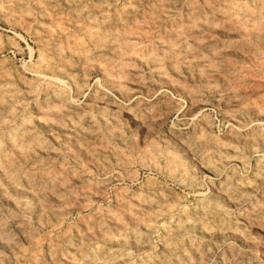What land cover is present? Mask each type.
Returning <instances> with one entry per match:
<instances>
[{
  "label": "rangeland",
  "instance_id": "1",
  "mask_svg": "<svg viewBox=\"0 0 264 264\" xmlns=\"http://www.w3.org/2000/svg\"><path fill=\"white\" fill-rule=\"evenodd\" d=\"M0 264H264V0H0Z\"/></svg>",
  "mask_w": 264,
  "mask_h": 264
},
{
  "label": "bare ground",
  "instance_id": "2",
  "mask_svg": "<svg viewBox=\"0 0 264 264\" xmlns=\"http://www.w3.org/2000/svg\"><path fill=\"white\" fill-rule=\"evenodd\" d=\"M225 9V8H224ZM246 10V9H245ZM111 39V38H110ZM103 40V39H102ZM106 40V39H105ZM96 43V42H95ZM249 43V42H248ZM128 44V43H127ZM121 45V44H120ZM101 48V47H100ZM131 51V50H130ZM253 57V56H252ZM118 155V154H117ZM51 245V244H50ZM31 254V253H30ZM38 257V256H37Z\"/></svg>",
  "mask_w": 264,
  "mask_h": 264
}]
</instances>
